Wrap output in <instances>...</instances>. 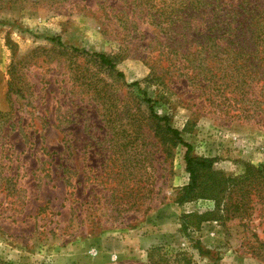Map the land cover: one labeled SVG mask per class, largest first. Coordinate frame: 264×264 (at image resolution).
Masks as SVG:
<instances>
[{
  "label": "rangeland",
  "instance_id": "1",
  "mask_svg": "<svg viewBox=\"0 0 264 264\" xmlns=\"http://www.w3.org/2000/svg\"><path fill=\"white\" fill-rule=\"evenodd\" d=\"M171 3L0 0V164L16 190L0 194V264H264L258 198L243 215L181 230L213 203H176L189 183L185 148L148 119L143 93L226 177L264 165V120L247 104L207 101L216 94L187 82L174 54L172 67L159 56L166 38L148 13ZM56 37L112 56L123 78Z\"/></svg>",
  "mask_w": 264,
  "mask_h": 264
},
{
  "label": "trees",
  "instance_id": "2",
  "mask_svg": "<svg viewBox=\"0 0 264 264\" xmlns=\"http://www.w3.org/2000/svg\"><path fill=\"white\" fill-rule=\"evenodd\" d=\"M150 1V0H149ZM176 6L150 7L148 19L150 26L157 29L164 42L159 45V56L172 67L167 57L172 54L174 63L179 64L183 77L208 94L207 101L219 98L226 104H247L251 110L248 118L254 114L264 120V0L263 4L239 0L235 5L224 0H173ZM211 1L213 4H209ZM234 1V0H231ZM60 48L71 53L93 59L116 77L123 75L116 70V61L112 56L89 53L82 49L66 47L59 38L50 39ZM14 65L10 66V75L14 74ZM160 76V75H159ZM162 77H157V79ZM139 86V83H133ZM254 91H258L255 95ZM19 94V93H17ZM143 101L148 105V119L155 125H162L166 135L176 144L185 148V172L188 185L181 188L176 203L183 204L197 200H210L213 210L203 215L190 214L182 217L183 233L192 226L208 221L222 223L247 213L253 198L264 203V165L243 164L240 175L226 177L213 167L214 160L196 157L191 147L181 138V133L169 125L166 116L159 117L152 110V101L143 93ZM0 116H3L0 113ZM264 125V123H263ZM1 156V153H0ZM65 170V167L63 168ZM4 171V172H3ZM15 177L5 174V165L0 164V194L15 193ZM70 186L68 179H63ZM2 183L4 189H1ZM118 203H116L117 206ZM118 213L112 219H119ZM71 220V218H70ZM123 222L125 218L120 217ZM197 222V223H196ZM199 224V225H200ZM200 245L199 242L195 243ZM201 247V246H200ZM198 247V248H200ZM264 248V246H262ZM152 249L147 255L151 262ZM199 254L201 250L198 249Z\"/></svg>",
  "mask_w": 264,
  "mask_h": 264
}]
</instances>
